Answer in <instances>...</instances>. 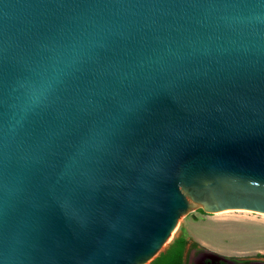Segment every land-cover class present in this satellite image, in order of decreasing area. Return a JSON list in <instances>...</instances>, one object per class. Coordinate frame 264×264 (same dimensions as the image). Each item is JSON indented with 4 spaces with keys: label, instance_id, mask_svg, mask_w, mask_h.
<instances>
[{
    "label": "water",
    "instance_id": "95a60500",
    "mask_svg": "<svg viewBox=\"0 0 264 264\" xmlns=\"http://www.w3.org/2000/svg\"><path fill=\"white\" fill-rule=\"evenodd\" d=\"M196 207L264 214V0H0V264H149Z\"/></svg>",
    "mask_w": 264,
    "mask_h": 264
},
{
    "label": "rangeland",
    "instance_id": "374dc122",
    "mask_svg": "<svg viewBox=\"0 0 264 264\" xmlns=\"http://www.w3.org/2000/svg\"><path fill=\"white\" fill-rule=\"evenodd\" d=\"M179 239L185 248L193 240L224 254L264 259V214L242 209L209 213L196 207L180 221L174 240L154 259L165 255Z\"/></svg>",
    "mask_w": 264,
    "mask_h": 264
},
{
    "label": "flooded vegetation",
    "instance_id": "af4514ba",
    "mask_svg": "<svg viewBox=\"0 0 264 264\" xmlns=\"http://www.w3.org/2000/svg\"><path fill=\"white\" fill-rule=\"evenodd\" d=\"M182 264H264V259L224 254L205 246H200L196 241L192 240L184 249Z\"/></svg>",
    "mask_w": 264,
    "mask_h": 264
},
{
    "label": "trees",
    "instance_id": "16d2710c",
    "mask_svg": "<svg viewBox=\"0 0 264 264\" xmlns=\"http://www.w3.org/2000/svg\"><path fill=\"white\" fill-rule=\"evenodd\" d=\"M184 249L185 242L179 239L165 255L152 260L149 264H182Z\"/></svg>",
    "mask_w": 264,
    "mask_h": 264
}]
</instances>
